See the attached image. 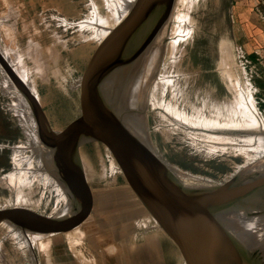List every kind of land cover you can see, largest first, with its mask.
<instances>
[{
  "label": "rangeland",
  "instance_id": "1",
  "mask_svg": "<svg viewBox=\"0 0 264 264\" xmlns=\"http://www.w3.org/2000/svg\"><path fill=\"white\" fill-rule=\"evenodd\" d=\"M200 1L173 4L169 18L161 22L158 31H162L165 47L151 84L152 94L147 91V97L154 96L162 110L170 102L175 106L171 109L180 114L177 103L185 101L212 116L213 107L221 115L243 121L244 125L233 124L225 129L228 138L224 136L225 130L222 132L219 128L223 135L218 131H182L163 122L161 114L152 110L149 99L146 108L142 106L146 111L141 115L146 124L143 142L149 150L153 147L158 153L156 159L181 179L191 177L202 186L212 188L211 185L224 187L237 176V186L210 207V218L234 226L229 230L234 236V247L246 254L244 258L248 255L247 264H264V232L256 230L264 228V224H255L264 217V133H258L264 129L254 127L251 115L246 117L243 109H236L237 99L225 81V71L235 72L264 123V21L263 35H249L238 19L234 1L225 0L222 12L217 11L221 20H206L204 33L194 34L192 23L197 17L201 25L205 12L198 10ZM124 2L0 0V60L10 63L12 74L4 71L0 62V209H23L42 221L66 212L70 195L44 167V161L37 158L48 147L42 143L33 102L39 105L51 132H67L80 124L84 113L83 76L100 46L120 24ZM204 8L209 9V3ZM223 43L225 49H221ZM152 57L153 45L148 64ZM115 73L120 72H111L109 77ZM20 82L24 93L12 88ZM132 85L127 82L120 95ZM25 87L29 88L28 94ZM144 96L146 93L142 95L146 101ZM127 100L125 108L130 105L131 100L129 103ZM58 162L55 166L63 172L67 163L68 173L79 184L80 202L75 221L57 232H28L27 236L15 225L0 222V264H34L30 253L36 264L184 263L178 247L163 231L154 229L153 217L129 187L106 142L86 141ZM162 172L167 173L165 176L177 177L170 171ZM246 180L250 185L240 186ZM243 193L245 198H241ZM233 198L236 205L230 204ZM252 216H257L253 223L237 232L235 228L241 227V219L249 220ZM252 224L255 226L249 228ZM248 231L256 236L247 246L238 245L237 239L244 238ZM39 236L47 238L39 243H44V249L39 248V241L35 243ZM31 238L35 241L31 242Z\"/></svg>",
  "mask_w": 264,
  "mask_h": 264
},
{
  "label": "water",
  "instance_id": "2",
  "mask_svg": "<svg viewBox=\"0 0 264 264\" xmlns=\"http://www.w3.org/2000/svg\"><path fill=\"white\" fill-rule=\"evenodd\" d=\"M174 1L138 0L109 34L83 76L81 102L84 113L76 128L63 133L51 132L39 105L31 97L42 132V143L48 147V159L58 162L63 155L86 141L106 142L139 202L178 247L188 264H247L248 255L244 258L246 254H241L234 247V236L229 231L234 226L210 218V207L236 187L237 176L216 191L190 193L181 189H170L153 168L150 150L132 135L126 123L129 112L124 104L131 97L128 89L120 95L118 108L111 109V97L103 96V86L108 82L111 72L128 70L135 58L137 60L147 50L159 24L166 20ZM121 60L123 64L119 70ZM0 62L11 74L7 62ZM128 79L125 78L122 84L126 85ZM19 86L24 90L21 82ZM52 164L51 167L47 165L46 169L71 197L66 215L56 220L42 221L23 209H0V222L12 223L21 232L30 233H53L68 227L78 212L79 184L68 173L67 163H64V172ZM254 262L258 263L255 259Z\"/></svg>",
  "mask_w": 264,
  "mask_h": 264
},
{
  "label": "bare ground",
  "instance_id": "3",
  "mask_svg": "<svg viewBox=\"0 0 264 264\" xmlns=\"http://www.w3.org/2000/svg\"><path fill=\"white\" fill-rule=\"evenodd\" d=\"M224 1L225 0H201L200 1V3L201 4H199V7H198V10L200 9V10H205V12L203 13V15H202V19H201V21H202V24L201 25H199V20H198V18L196 17V19H195V21L192 23V25H194V27H195V29H194V34L195 33H197V34H203L204 33V30H205V28H204V25H203V23L206 21V20H211V21H217V19H220L221 20V18H220V15L219 14H217V11H218V13L221 11V9H222V5H225V4H223L224 3ZM138 2V0H125V4L127 5V7L125 8V4L122 6V8L124 7V9L121 11L122 13L120 14L121 16H120V23L122 22V20L127 16L126 14H128L129 12L128 11H130L131 10V8L136 4ZM181 2L182 3H184V0H175L174 2H173V4H175L176 3V5H177V3L178 4H181ZM205 3H209V9L207 8V10L204 8V4ZM208 5V4H207ZM121 8V9H122ZM173 10V9H172ZM128 12V13H127ZM222 12V11H221ZM169 15H170V11H169V13H168V16H167V18H169ZM166 18V19H167ZM165 21V20H164ZM161 24L162 23H160L159 24V27L158 28H161ZM4 26V25H3ZM219 26H220V24H219ZM6 27V26H5ZM8 28V27H7ZM221 28H224V24L221 22ZM110 32V31H109ZM162 32V31H161ZM161 32L160 31H156V33H155V35L153 36V39H152V41H151V44H150V46H149V49H148V51L144 54V55H142V56H138V58H137V60L136 61H134L133 62V64H131V66H130V68L132 69V70H135V72H129L128 73V78L130 77V80H129V83L130 84H132L133 83V85H132V87H130V88H128V91H129V93H131V94H129L130 96H131V98L130 99H128V100H131L130 101V105H128L129 106V108H128V112H129V114L127 115V117H126V123H127V125L129 126V130L131 131V133H132V135H134L135 136V138H138L147 148H148V146L146 145V143H144L143 142V136L145 135L144 134V132H145V119H143L142 120V118H141V115L142 114H144L146 111L145 110H141L140 111V108H141V106H145V108H146V105H147V103L149 102V99H150V101L152 102V104L153 105H150L151 106V108H152V110L153 111H158L157 112V114L158 115H160V117H162V120H163V122H168V123H170L172 126H174V127H177V128H180V130H182V131H187V130H189V131H193V130H197L196 132H200V133H213V132H220L221 130H223L222 132H224V130L225 129H229V128H231V126H233V124H235V125H244V123H243V121H241V120H237L236 118H234L233 116H231V115H221V113H219L220 111L219 110H216V109H214L213 107L211 108V110L213 111V112H215V114H213V116L212 115H209L208 113H205L203 110H196V109H194V108H192L191 106H189L188 104H187V102L185 101V102H181L180 104L179 103H177V105L180 107V112L182 113V114H180L179 112H177V111H175V110H173V109H171V107H173V105L169 102V104L167 105V106H165V109L164 110H162V108H160V106L158 105V103L154 100L155 98H154V96L151 98V95H149V97H147L148 96V94L150 93V94H152V92L150 91L151 89V82H152V80H154V79H152L151 81H149L148 82V84H147V87H146V91L145 92H147L148 91V94H146V96H144L145 97V99H146V101L144 100L143 101V99H142V95L143 94H140L139 92H138V89L142 86V83L147 79L148 80V77H149V74H150V72L152 71V77L154 78L155 77V73L157 72L156 71V68H157V66L159 65V62H160V59H161V57H163V52H164V42H163V39L161 38V36H162V34H161ZM165 40V39H164ZM153 45V57H152V59H151V62L148 64V60H147V57H148V55H150V49H151V46ZM214 45H215V43H214ZM219 45H222L221 43L219 44ZM172 46H173V44H172ZM171 46V47H172ZM225 44L223 43V48H221V49H225ZM170 49H173V47L172 48H170ZM213 51H214V48L212 49ZM10 53V52H9ZM16 54V53H15ZM186 54V53H185ZM218 56V55H217ZM4 58V57H3ZM218 57H216V59H217ZM163 59V58H162ZM7 61V60H6ZM14 63V62H13ZM162 64L164 63V62H161ZM8 66H11L10 65V63L8 62ZM122 64H123V62H122V60L119 62V66H118V68H119V70H121V67H122ZM224 64H226V63H224ZM228 65H230V63H227ZM226 64V65H227ZM164 66V65H163ZM19 68V67H18ZM225 68V67H224ZM227 68H229L228 66H227ZM11 69V68H10ZM3 70H4V68H3ZM161 70H162V68H161ZM4 71H6L7 72V70L5 69ZM7 74V73H6ZM116 74V73H115ZM119 75V76H118ZM116 74V75H112V76H110V78H109V80H108V82L107 83H105L104 84V86H103V96H105L106 98L107 97H111V103H110V105H111V109H112V107L113 108H115V107H117L118 108V105H117V103L119 102V99H120V91H122L123 89H124V85L122 84V79H123V74H122V77H121V79H120V73L119 74ZM133 75H134V80H133V82H132V79H133ZM158 75V74H157ZM8 77H7V79H8V81H9V83H12V78L9 76V75H7ZM15 79V78H14ZM118 81V82H117ZM159 81V80H158ZM225 81H226V84L228 85V88L231 90V92H233L234 94H232L233 96H234V98H236L237 99V107H236V109H238V108H241V109H243L244 110V112H245V115H246V117H248L247 116V114L249 115V117H250V115H251V120H252V122L256 125H254V127H257V129H259V127H260V129H264V123H262V121H261V118H260V116L256 113V110H255V106L253 105V103H252V101L250 100V98H249V96H247V94H245V89L243 88V86H241L240 85V81H239V78H238V76L235 74V72H232L230 69H228L227 71H225ZM132 82V83H131ZM165 82V81H164ZM166 84V83H165ZM130 86V85H129ZM112 87V88H111ZM153 87V86H152ZM12 88H13V90L15 91V92H18V93H21V92H23V90L21 89V87H19L18 85L16 86V85H12ZM25 88H27V87H25ZM112 89V90H111ZM132 89V90H131ZM148 89V90H147ZM153 91V90H152ZM28 90L26 89V93L28 94ZM134 92V93H133ZM142 92V91H141ZM24 93V92H23ZM128 100H127V102H128ZM154 100V101H153ZM172 101V100H171ZM145 102H146V104H145ZM129 103V102H128ZM166 103V102H165ZM161 104H163V103H161ZM167 104V103H166ZM175 105V104H174ZM128 106H126V107H128ZM175 107V106H174ZM173 107V108H174ZM150 108V109H151ZM219 113V114H218ZM216 114H218V115H216ZM258 115V116H257ZM245 125H247V124H245ZM257 125H259V126H257ZM253 126H252V128H254ZM217 128H219V129H221V130H218ZM255 129V128H254ZM259 129V130H260ZM222 132H220V134L221 135H223L222 134ZM225 137L226 138H228V135H227V133H226V130H225ZM258 133H264V132H261V131H259ZM149 144V143H148ZM151 145V144H150ZM229 144H227V146H228ZM149 149V148H148ZM72 151V150H71ZM71 151H69V152H71ZM68 152V153H69ZM158 154V153H157ZM155 152H154V149H153V147L150 149V155L152 156V159H153V161H152V164L154 165V169L155 170H157V172L162 176V178H163V183L167 186V187H169L170 189H177V190H179V189H181V190H184V191H186V192H190V193H198V192H209V191H211V189L213 188V190L214 191H216V189H218V190H221L223 187H220V186H214V185H211L212 186V188L209 186H202L201 184H199V182L198 181H194V180H192L191 179V177H187V176H185V177H187L188 179L187 180H185V179H181L182 177L181 176H179L178 174H176V172L174 171V170H172V169H170L169 167H167L165 164H163V162H160L159 160H157L156 159V157H155V155H157ZM38 155H40V153L38 154ZM37 158H38V160L41 158L43 161H44V165H48V167H51V164H52V161H51V164L50 163H48L50 160L48 159V155H47V151L46 150H43V152H42V157L41 156H37ZM55 164H56V162H53V166L56 168V166H55ZM46 166H44L45 168H46ZM52 166V167H53ZM53 167V168H54ZM58 167V166H57ZM264 167V166H263ZM59 168V167H58ZM162 170L164 171V170H167V171H170V173H174V174H176L177 175V177L176 178H171V177H169V176H171V175H168V176H165V175H167V173L166 172H162ZM172 170V171H171ZM245 176V175H244ZM25 177V176H24ZM79 177V176H78ZM250 178V177H249ZM248 178V179H249ZM17 179H20V177L19 178H17ZM22 180V179H21ZM18 182H20V181H18ZM21 183V182H20ZM245 184H247L246 186H248V185H250V184H248V180H246L245 182H244V184H242V185H240V186H245ZM206 185V184H205ZM237 186V185H236ZM215 187V188H214ZM239 187V186H238ZM211 188V189H210ZM210 189V190H209ZM212 190V191H213ZM244 194V193H243ZM246 197V194H244L243 195V197H241V198H245ZM232 200V202L230 203V204H235L236 202H235V198H233V199H231ZM243 200V199H242ZM71 201V200H70ZM234 202V203H233ZM68 205L70 206V202L68 203ZM236 205V204H235ZM69 206H68V208L66 209V212L64 213V214H66L67 212H68V209H69ZM239 206V205H238ZM250 208V207H249ZM248 208V209H249ZM64 214H61V215H64ZM247 214V213H246ZM61 215L60 216H58V217H55V218H53V219H51L50 221H52V220H56V218L58 219V218H60L61 217ZM240 217V216H239ZM76 218V217H75ZM241 218V217H240ZM255 218H257V216H252L249 220H248V223H247V220H245V219H241L242 220V222L239 224L241 227H236L235 229H236V231L237 232H240V231H238L239 229L240 230H242L241 228H244L245 226H247V225H249L250 223H253V221L255 220ZM74 221H75V219H74ZM1 222H3V221H1ZM147 222V221H146ZM260 222H263V224H264V217L262 218V219H260L257 223H255L256 225L257 224H259L260 225ZM4 223H6L7 225H10V224H12V223H8V222H4ZM153 227H155L154 229L156 230V231H162L161 230V228L158 226V224H157V222L153 219ZM151 223V224H152ZM148 224V223H147ZM255 224H252L251 225V227H249V228H253V225L255 226ZM144 225H145V223H144ZM238 224H237V226H239ZM148 226V225H147ZM150 226V225H149ZM152 227V228H153ZM19 229V228H18ZM251 231L253 230V229H250ZM256 230H259V232L261 231V233H262V231L264 232V228L262 227V228H258V229H256ZM19 231H21L20 229H19ZM75 231V230H74ZM235 231V232H236ZM251 231L249 232V234L248 233H246L243 237L244 238H240V239H237L238 237H236V239H237V241H238V245L239 244H241V246H243V245H248V241H250V239H252L254 236H256V233H252L251 234ZM236 232V233H237ZM257 232V231H256ZM25 233H26V236H27V231H25ZM17 234L22 238V235H21V233L19 232H17ZM33 234H37V233H33ZM76 234H78V233H76ZM232 234V233H231ZM263 234V233H262ZM66 235H67V233H66ZM71 236V235H70ZM74 236H75V234H74ZM260 236V235H259ZM23 239V238H22ZM21 239V240H22ZM35 239H36V236H35ZM35 239H32L31 238V242L32 241H35ZM41 240H47V238H42L41 236H39V238L35 241V243L37 242V241H39V242H37V244L39 245V248L41 249H44L43 248V246L42 245H44V243L43 244H39L40 242H42ZM44 241V242H45ZM248 242V243H247ZM45 243H47V242H45ZM23 244H25V243H23ZM25 246V245H24ZM245 246V247H246ZM247 248V247H246ZM39 249V250H40ZM247 250V249H246ZM41 251V250H40ZM39 251V252H40ZM44 252V250L41 252L42 254H44L43 253ZM245 252V251H244ZM251 252V251H250ZM249 252V253H250ZM248 253V254H249ZM30 257H31V259H32V261L34 262V264H36V262H35V258L33 257V255L30 253V255H29ZM251 256V255H250ZM249 256V257H250ZM256 259H258V258H256ZM185 260V259H184ZM247 260V259H246ZM183 264H188L186 261H184V263Z\"/></svg>",
  "mask_w": 264,
  "mask_h": 264
},
{
  "label": "crops",
  "instance_id": "4",
  "mask_svg": "<svg viewBox=\"0 0 264 264\" xmlns=\"http://www.w3.org/2000/svg\"><path fill=\"white\" fill-rule=\"evenodd\" d=\"M233 1L238 19L243 22V27L248 29L247 32L249 35H263L262 22L264 21V0ZM251 41L256 42L254 39ZM28 89L29 88H27V90Z\"/></svg>",
  "mask_w": 264,
  "mask_h": 264
},
{
  "label": "flooded vegetation",
  "instance_id": "5",
  "mask_svg": "<svg viewBox=\"0 0 264 264\" xmlns=\"http://www.w3.org/2000/svg\"><path fill=\"white\" fill-rule=\"evenodd\" d=\"M149 46H150V44H149ZM143 52H144V51H143ZM143 52H142V53H143ZM141 56H142V55H141ZM135 60H136V58H135ZM135 60H134V61H135ZM129 69H130V68H129ZM129 69H128V70H129ZM128 70H125V69H124L122 72H120V79H121L122 74H123V79H122V81H124L125 78L128 77V73L131 72L132 69H130L129 72L127 73ZM131 73H132V72H131ZM152 79H154V78L152 77V71H151L150 74H149L148 80L146 79V80L142 83V86L138 89V92H139L140 94H145V93L147 94V92H145V91H146V87H147L148 82L151 81ZM152 82H153V80H152ZM152 82H151V83H152ZM146 83H147V84H146ZM124 87H126V85H124ZM124 89H125V88H124ZM141 91H142V92H141ZM133 93H134V92H133ZM129 94H131V93H129ZM129 99H130V98H129ZM141 110H142V106H141V108H140V111H141Z\"/></svg>",
  "mask_w": 264,
  "mask_h": 264
}]
</instances>
